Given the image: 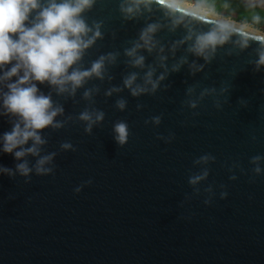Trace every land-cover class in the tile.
<instances>
[{"label":"water","instance_id":"1","mask_svg":"<svg viewBox=\"0 0 264 264\" xmlns=\"http://www.w3.org/2000/svg\"><path fill=\"white\" fill-rule=\"evenodd\" d=\"M81 16L101 35L69 73L104 67L74 92L35 82L62 126L40 130L49 172L28 155L23 176L0 150V264H264V38L165 0H94ZM16 79L0 82V138L18 122L3 108Z\"/></svg>","mask_w":264,"mask_h":264},{"label":"clouds","instance_id":"2","mask_svg":"<svg viewBox=\"0 0 264 264\" xmlns=\"http://www.w3.org/2000/svg\"><path fill=\"white\" fill-rule=\"evenodd\" d=\"M93 3L94 0H48L47 7H42L41 0H0V71H3L5 65L12 64L10 69L0 75V82L17 77L14 82L7 85L8 91L4 94L3 108L6 113L18 118L12 130L0 138V150L14 154L17 160L22 161L17 164L16 170L23 176H28L32 171L24 159L28 155L39 157L35 165L37 173L51 171L45 165L53 159L54 154L40 157L39 146L45 143L40 130L49 126H62L55 118L63 112V108L54 107L51 96L42 94L35 82L47 81L57 86L61 93L68 90L65 85L70 83L74 92L86 78L93 74L100 76L102 73L104 57L95 62L89 70H74L69 73V68L81 58L83 51L101 35L97 25L94 34L89 37L88 33L93 30L81 16ZM37 9L39 11L33 16ZM123 10L131 13L133 8ZM152 31L154 28H149L142 35L146 43L147 33ZM215 43L217 36L214 32L203 36L199 40V50L203 51L205 47ZM127 54L135 56L136 49L129 50ZM134 63L143 64V57L136 58ZM261 63H264V60ZM151 75L148 74L147 82L154 90L157 83L151 80ZM135 79V75H132L125 81L132 94L146 92L147 88L132 87ZM118 106L123 109L125 102L120 101ZM81 119L92 121L91 115L87 112L81 114ZM102 119L103 113H98L96 120ZM87 130L91 131V124ZM114 131L115 139L120 144L127 142L129 135L127 124L121 122L115 125ZM29 141H32V145L25 147ZM63 147L69 148L70 145L65 144ZM203 159L207 160L208 157ZM10 171L0 168V173ZM203 178L197 176L191 183L195 184Z\"/></svg>","mask_w":264,"mask_h":264},{"label":"trees","instance_id":"3","mask_svg":"<svg viewBox=\"0 0 264 264\" xmlns=\"http://www.w3.org/2000/svg\"><path fill=\"white\" fill-rule=\"evenodd\" d=\"M264 33V0H179Z\"/></svg>","mask_w":264,"mask_h":264},{"label":"bare ground","instance_id":"4","mask_svg":"<svg viewBox=\"0 0 264 264\" xmlns=\"http://www.w3.org/2000/svg\"><path fill=\"white\" fill-rule=\"evenodd\" d=\"M165 1L170 2V3H173V4L177 5V6H180L182 8H185V9L190 10L192 12L198 13V14L206 17V18H209V19H213V20L222 22V23H224V24H226L228 26L237 27L239 29H242V30L248 32V33H251V34H254L256 36H259V37L264 38V33H261V32H259L257 30H254V29H251L250 27L242 26L240 24H236V23L231 22L229 20L222 19V18L217 17V16H215L213 14H209V12L207 13V12H204V11H201V10H198V9H195L194 6L193 7L190 6V5L188 6V4H186V3L179 2V1H176V0H165Z\"/></svg>","mask_w":264,"mask_h":264},{"label":"rangeland","instance_id":"5","mask_svg":"<svg viewBox=\"0 0 264 264\" xmlns=\"http://www.w3.org/2000/svg\"><path fill=\"white\" fill-rule=\"evenodd\" d=\"M176 1H179V0H176ZM180 2V1H179ZM189 6V5H188ZM195 9H198V10H201V11H204V12H207L208 13V11H206V10H203V9H199V8H195ZM209 14H213V13H211V12H209ZM213 15H215V14H213ZM216 16V15H215ZM218 17V16H217ZM223 19V18H222ZM248 27V26H247ZM251 28V27H250ZM252 29V28H251Z\"/></svg>","mask_w":264,"mask_h":264}]
</instances>
